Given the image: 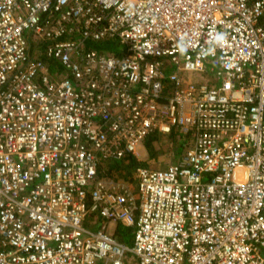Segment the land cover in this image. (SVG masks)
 Instances as JSON below:
<instances>
[{
    "label": "built area",
    "instance_id": "1",
    "mask_svg": "<svg viewBox=\"0 0 264 264\" xmlns=\"http://www.w3.org/2000/svg\"><path fill=\"white\" fill-rule=\"evenodd\" d=\"M263 17L264 0H0V264H264ZM173 131L190 147L135 189L100 176Z\"/></svg>",
    "mask_w": 264,
    "mask_h": 264
},
{
    "label": "rangeland",
    "instance_id": "2",
    "mask_svg": "<svg viewBox=\"0 0 264 264\" xmlns=\"http://www.w3.org/2000/svg\"><path fill=\"white\" fill-rule=\"evenodd\" d=\"M264 21V17L262 22ZM264 23V22H263ZM55 70H57V68H55ZM202 79V77H201ZM159 141L157 140L156 142L153 143L154 147L157 150V154L155 157H149V152L147 151L145 144L141 145L137 151H136V155L137 158L140 161H147L148 163V167L147 168H151V169H166L167 167H169L170 165L176 163V161L179 159L180 157V153L184 152L188 147H190L191 145V139L190 138H182L184 140V142L186 143V146L181 150L177 149V142L175 140H173L172 138H170L167 135H159L158 136ZM183 150V151H182ZM139 166H143V165H139ZM133 171L130 173V175L126 178H119L116 180H121L124 181L128 184H130L131 186H133V188L135 189V185L136 182L134 180V176H133ZM90 225L93 224H98V220L96 218L91 217L89 219L88 222ZM121 226V225H120ZM116 228V224L115 223H110L109 227H108V231L110 233H113L114 230ZM121 228H123V230H127L129 231L125 226L122 225V227L117 228V230H121ZM132 231V230H131ZM130 239H125L124 241L132 244L133 243V237L132 234L130 232ZM131 261L129 264H137V260L135 257H130ZM128 259V258H127ZM124 260L125 261H127ZM101 264H103V262H100Z\"/></svg>",
    "mask_w": 264,
    "mask_h": 264
},
{
    "label": "trees",
    "instance_id": "3",
    "mask_svg": "<svg viewBox=\"0 0 264 264\" xmlns=\"http://www.w3.org/2000/svg\"><path fill=\"white\" fill-rule=\"evenodd\" d=\"M94 46L97 49H106L107 50V49H111V46H113V44H110L108 42H101L100 44H96ZM159 135L160 134H158V133L152 134L143 142V144H145L147 151L149 152V157H155L157 154V150L154 147L153 143L156 142L157 140L159 141V139H158ZM167 135L177 142V146H176L177 149L181 150V148L183 149L186 146V143L182 139V137H184V135H182L178 131H173ZM139 165H143L145 167H148L147 161H145V160L140 161L137 158L136 154H129L124 158L105 162V168L107 171L105 170L106 173L100 172V176L104 177L106 175H109L114 180L119 179V178H126ZM96 215L97 214H95V215L93 214L92 217L93 218L97 217L96 219L101 221L102 218L100 219ZM119 227H122V225L121 226L119 225L118 228ZM126 227L127 226H125V228ZM127 229L129 231H127L125 229L123 230V228H121V230L115 229L113 234L115 235L116 238H118L121 241H124L126 238L130 239L131 238L130 232L132 229L129 227ZM131 234H132V232H131ZM132 237H133V234H132Z\"/></svg>",
    "mask_w": 264,
    "mask_h": 264
},
{
    "label": "crops",
    "instance_id": "4",
    "mask_svg": "<svg viewBox=\"0 0 264 264\" xmlns=\"http://www.w3.org/2000/svg\"><path fill=\"white\" fill-rule=\"evenodd\" d=\"M34 38H36V37H31L30 38V41L31 42H45V41H42V40H35ZM101 42H108V43H110V44H113L115 41L113 40V39H106V40H104V41H101ZM101 42H96V43H92V45H91V47H93V48H95V46L94 45H96V44H100ZM113 47V48H112ZM97 49V48H96ZM101 52H105V53H113L115 50H117V49H115V45H113V46H111V49H99ZM53 66H54V68H56V66L58 65H56V63L54 64V62H52L51 63ZM165 135H167V134H165ZM168 136V135H167ZM182 138H184V137H182ZM186 138V137H185ZM143 145V144H142ZM185 152V151H184ZM184 152H182V153H180V156L184 153ZM180 158V157H179ZM179 160V159H178ZM177 160V161H178ZM176 161V162H177ZM101 219V218H100ZM130 228V227H129ZM132 229V228H131ZM132 232V231H131ZM127 243V242H126ZM127 244H129V243H127ZM129 245H131V244H129ZM130 257H135L136 258V260H137V264H139V261H138V259H137V257L135 256V255H133V254H131V253H128V254H126V256L123 258L124 260H126L127 258V261H125L124 262V264H129L130 263V261H131V258Z\"/></svg>",
    "mask_w": 264,
    "mask_h": 264
}]
</instances>
